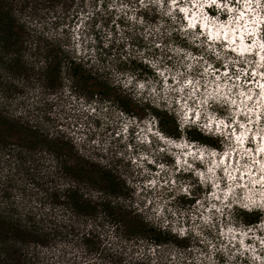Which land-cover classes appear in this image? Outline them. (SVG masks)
I'll return each instance as SVG.
<instances>
[{
  "label": "rangeland",
  "instance_id": "obj_1",
  "mask_svg": "<svg viewBox=\"0 0 264 264\" xmlns=\"http://www.w3.org/2000/svg\"><path fill=\"white\" fill-rule=\"evenodd\" d=\"M172 1L9 0L25 30L19 53L33 71L13 75L0 63V106L70 149L69 156L40 148L23 150L18 165L12 160L0 162L10 200L36 213L49 233V243L31 247L25 264H264V196L259 202L253 191L244 192L248 182L243 181V174L256 165L253 176L264 179V173L257 172L259 163L264 166V153L259 158L251 144L239 153L228 135L224 139L201 128L206 122L224 120L232 125L248 120L250 130L264 134V93H259V88L264 92V59L257 61L251 52L237 55L232 44L186 30V15L179 8L188 0H175L179 1L175 10ZM206 1L211 22L233 23L224 15L228 0H213L217 8L212 0ZM231 1L237 10L240 1ZM262 1L244 0L242 20L264 19ZM54 53L60 57L59 73L57 85L50 87L43 71ZM222 62L230 66L222 67ZM73 65L86 78L74 75ZM252 110L262 112L254 125L245 115ZM194 113L198 123L192 120ZM129 122L138 126L142 140H129L126 134L121 139ZM150 128L167 140H149ZM231 149L236 155L246 154L236 157L235 163L238 158L245 166L235 165L234 175L245 187L229 200L224 197L227 192L212 195V186L191 173L185 176L190 183L197 182L193 192L176 187L172 171L170 177L164 173L176 164L181 169L192 164L194 174H205L201 159L182 154L220 157ZM251 149L257 150L252 151L254 156ZM161 150L170 156L160 157ZM73 157L111 175L114 189L63 172L61 162L72 165ZM142 157L154 160L147 165ZM157 161L162 162V171ZM220 180V189L227 191ZM64 188L78 190L87 202L99 205L97 211H65L67 200L61 197L55 203L50 196ZM182 188L190 193L188 197L181 194ZM193 193L195 201L190 204ZM233 201L242 203V208L226 206ZM103 203L132 218L110 221L101 210ZM237 208L242 212L237 213ZM241 215L245 220L257 217L261 223L237 220ZM182 221L188 226L185 238L179 235ZM229 229L238 233L236 237L246 233L243 247L247 249L226 234Z\"/></svg>",
  "mask_w": 264,
  "mask_h": 264
},
{
  "label": "trees",
  "instance_id": "obj_2",
  "mask_svg": "<svg viewBox=\"0 0 264 264\" xmlns=\"http://www.w3.org/2000/svg\"><path fill=\"white\" fill-rule=\"evenodd\" d=\"M24 35V26L15 16L9 0H0V63L5 65V68L13 75H27L33 71V68L26 66L19 53ZM59 63L60 57L54 53L48 62L47 69L43 71L47 85L50 87L57 85ZM72 69L74 75L86 78L77 65H73ZM34 73L35 71L32 72ZM37 148L70 155V149L65 142H54L48 139L47 135L38 131L33 123L23 121L18 114H9L0 106V162L2 165L11 160L18 165L23 150L34 151ZM72 161V165H67L65 161L61 162L63 172L76 180L88 178L93 185L103 182L105 186L114 189L116 182L111 175L101 172L94 165L86 167L84 160L79 157H73ZM2 179L3 176L0 175V264H25L28 256H31V247L45 246L49 243V233L44 230L36 213L20 209L10 200L9 190L5 185L6 180ZM50 196L55 203H60L55 199L61 197L66 199L64 210H71L78 214L95 213L99 206L87 202L78 190L69 188L52 192ZM101 210L112 222L120 218L128 220L132 218L126 211L108 203H103ZM141 228L143 229V226Z\"/></svg>",
  "mask_w": 264,
  "mask_h": 264
},
{
  "label": "bare ground",
  "instance_id": "obj_3",
  "mask_svg": "<svg viewBox=\"0 0 264 264\" xmlns=\"http://www.w3.org/2000/svg\"><path fill=\"white\" fill-rule=\"evenodd\" d=\"M179 1H181V0H179ZM201 1H203V0H201ZM178 2H175V1L171 2V5H173V9L174 10L176 8H178V7H175V4H178ZM185 4H183V7L179 8V10L182 11V13H184L186 15L185 16L186 17V21L188 22V26H187L186 30L191 31V32L199 30V31H201V34L199 35L200 37H204V36L208 35L207 37L212 38L214 40H216V39H220L221 41L225 40V42H227L226 44H228V43L230 45L232 44V46H231L232 48L231 49L234 50L235 52H237V55H239L240 53L249 54V52H251L250 54H252V53L255 54V55H253V54L252 55L254 56V58L257 61L261 60V59H264V46L259 45L257 43V40L253 41V38L251 37V35L248 32L250 30L253 33L255 21L253 22V20H252L251 22H252L253 25L249 26L250 23H251L250 22L251 19L246 20V22L243 21L242 20L243 19L242 15H244V14L242 13L241 16L239 15L237 17V20L235 21L236 22L235 25H233V23H235L233 21L232 24L231 23L229 24V22H226L225 24L221 23L222 25L219 26V25H215L214 22L210 21L212 19H210L207 16L206 9L201 4H199L200 8H199L198 5H197L198 8L196 7V3L190 4V3L187 2ZM217 6H219V5H217ZM261 8H263V7L261 6ZM242 12H244V11H242ZM178 13L180 14L179 11H178ZM263 16H264V14H263ZM260 18H263V17H260ZM260 18H257L256 20L259 21ZM244 23L247 24L246 27H245ZM199 26L201 27V29H199ZM249 41H250V45L247 44V43H249ZM229 69L230 68H227L226 71L228 72ZM263 97H264V95H263ZM260 101L261 100L259 98V102L258 103H260ZM257 110H259V109H257ZM246 112H245L246 117H247V115H249L248 118H250L249 119L250 120L249 124H253L254 125V123L256 121L255 119H258V118H260V121H261V117H260V115L262 114L261 110H260V113L258 111H256V110H252L253 114H252V112H249V111H246ZM189 114H191V112ZM198 116H199V114H198ZM255 117H257V118H255ZM195 118H197V120L199 121V117H197L196 114H195ZM193 119H194V116H193ZM225 123L226 122L224 121L223 124H225ZM223 124L221 125V127L223 126ZM212 127H215V126L213 125ZM247 129H249V127ZM253 130H256V129L251 128V130L249 129V130H246V132H245L248 135L247 136V140L245 141V147H248V145L251 144V142H252V141H250V140H252V133L253 134L256 133V131L253 132ZM258 133H259V130H258ZM259 134H255L256 136H253L254 139L259 140L260 139V137L258 136ZM180 145L178 144V146H180ZM236 149H237V151H239V153L242 151L241 150L242 147L237 146ZM261 149H258L259 158H260L261 154L264 153V152H262V153L260 152ZM263 149H264V141H263ZM181 150H182V148H181ZM250 151L252 152L254 150L251 149ZM256 151H254V152L256 153ZM255 153H253V156L255 155ZM182 155H184L186 157L190 156L189 158H191V159H195L197 157L198 161H199V159H201L199 162L201 164L203 162V168L206 170V172H205V174H201V175L199 174L200 175V179H201L202 182L205 181V183L207 182L209 185L212 186L211 187L212 190H213L212 195L216 194L217 197H219V195H221V193H224V192L226 193L227 192L225 194L226 196L224 195V197H225V200L226 199L229 200L231 198V196L235 197L234 193L238 192L240 188L245 187V184L242 185V186H240L238 184L239 183L238 182V176H237V178H235V177L234 178H230V176L233 177V174L235 175V173L238 171L236 169V166L234 165L235 159H236L237 156H236V152H234L233 149H232V155L230 154V152H227V153L223 154L222 158H220L221 156L217 157V156H214L213 154H201L200 156H196L197 155L196 152L195 153L194 152H190V154L186 153V154H182ZM239 157L242 158L241 156H239ZM245 157H246V155H245ZM229 161H230L231 165H229ZM259 164H260V166H258L257 172L259 173V172L262 171L264 173V166L261 167V163H259ZM256 166L252 168L253 170L251 171V173L247 172L246 174H243V181L245 183L248 182L246 184L247 188H245L246 190H244V192L253 191L254 192V196L258 199L259 202H261L260 200L261 199L263 200V196H264V179L262 178L263 176L261 178L258 176L261 180H257L256 179L257 176L256 175H255V177L253 176L252 172L254 170H256ZM188 167H189V169L193 168L192 164H190ZM227 170H231L229 175L225 174V173H227ZM233 171H234V173H233ZM218 174L222 175V176L219 177ZM246 175L248 176L247 178H245ZM223 176L224 177L228 176V178L233 179V180H228V181H231L229 183L225 182L224 181L225 178ZM222 179L224 181L223 184L225 185V188L227 189V191H223V190L220 189V184L221 183L218 182L217 180L222 181ZM249 187H251V188H249ZM226 234H230L233 239H235L236 241H238V243H240L242 245L241 247L243 249H247L246 247H243L245 245V239L247 238L246 233L244 235L241 234L240 237H236L235 235H237L238 233H235L234 230H230L229 229L228 231H226Z\"/></svg>",
  "mask_w": 264,
  "mask_h": 264
},
{
  "label": "clouds",
  "instance_id": "obj_4",
  "mask_svg": "<svg viewBox=\"0 0 264 264\" xmlns=\"http://www.w3.org/2000/svg\"><path fill=\"white\" fill-rule=\"evenodd\" d=\"M261 34V33H260ZM194 122H199L197 119L196 120H193ZM126 125V127L128 126V128H126V131H124V134H122V137H121V139L123 140V138H124V135L126 134V137H128L129 138V140H142V139H140L139 137H138V134H139V130H138V126L137 127H134V124L132 123V122H129V124H125ZM153 131H155V132H153ZM159 133V131L158 130H152L151 128L149 129V131H148V134L150 135V139L149 140H160V136L161 135H159L158 134ZM147 145H149L150 144V141H148L147 143H146ZM163 150V149H162ZM161 150V151H162ZM158 152H160V151H158ZM157 152V153H158ZM159 154V153H158ZM165 155H168V156H170V153H169V151H162V153H160V157H164ZM143 159H146V164L147 165H149V163L150 162H152L154 159H153V157L152 158H150V159H147L146 157H142L141 158V160H143ZM161 164H162V162L160 161V163L157 161V169L158 170H160V171H162L161 170ZM176 166H177V164L176 165H173V167L171 168V170H165V174L166 175H168V177H170V174H171V171H172V173L174 174V178H176L175 180H176V183H175V185H176V187L177 186H185V187H187L188 188V190L189 191H191V192H193V190H195L196 191V189L194 188L195 186H198V184H197V182H193V183H190V181H187V178L188 177H186L185 176V174H187V173H191V174H193V176H195V179H196V177H200V175L198 176V175H196V173L194 174L193 172H192V169H189V167L188 166H185L184 168H182L181 169V167H178V168H176ZM198 180V179H197ZM198 182H199V184H200V181L198 180ZM175 187V188H176ZM185 189L184 188H182V190H181V194L183 195V196H186V197H188L187 195H190V193H188V191L187 192H185ZM233 205H237L238 207H241L242 208V203H239V202H237V201H233V203H231L229 206L228 205H226L227 207H229V208H231V207H233ZM215 216V215H214ZM214 216H212L211 217V223H213V219H214ZM216 216H218V215H216Z\"/></svg>",
  "mask_w": 264,
  "mask_h": 264
},
{
  "label": "built area",
  "instance_id": "obj_5",
  "mask_svg": "<svg viewBox=\"0 0 264 264\" xmlns=\"http://www.w3.org/2000/svg\"><path fill=\"white\" fill-rule=\"evenodd\" d=\"M214 1H216V2H219L218 0H214ZM213 0H212V3L214 2ZM262 5H264V1H262ZM241 14H242V12L239 14L240 16H241ZM220 22H222L223 23V21H221L220 20ZM225 63V62H224ZM227 65L225 64L223 67H226ZM223 71V70H222ZM216 124H214V128L216 129V131H219L220 129H221V125L224 123V120H221L220 121V123H217V122H215ZM217 125H218V127H217ZM207 127V128H211V129H213V124L211 125V124H209L208 122H206L205 124H203L202 126H201V128H203L204 129V127ZM173 178V177H172ZM172 178H169V180H168V182H170L171 184L173 183V181H172ZM150 182V181H149ZM187 228H188V226L185 224V221H182V223H181V227H180V238H185V237H187Z\"/></svg>",
  "mask_w": 264,
  "mask_h": 264
},
{
  "label": "flooded vegetation",
  "instance_id": "obj_6",
  "mask_svg": "<svg viewBox=\"0 0 264 264\" xmlns=\"http://www.w3.org/2000/svg\"><path fill=\"white\" fill-rule=\"evenodd\" d=\"M94 93H96V92H94ZM152 170H154V169H152ZM151 172H153V171H151ZM87 181H88V178H85ZM84 179V180H85ZM89 182V181H88ZM194 194V196H193V198L192 199H190V200H188V202L191 204V203H194V201H195V193H193ZM236 211H237V213H240V212H242L241 210H238V208L236 209ZM239 216V215H238ZM237 220H241V221H243V222H245V223H250V224H252V223H255V224H259V223H261L259 220H258V218L257 217H252V218H250V219H248V220H245V219H243L242 218V215H241V217H238L237 218Z\"/></svg>",
  "mask_w": 264,
  "mask_h": 264
}]
</instances>
